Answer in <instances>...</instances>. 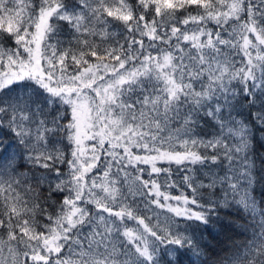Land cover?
<instances>
[{
  "label": "snow or ice",
  "instance_id": "1",
  "mask_svg": "<svg viewBox=\"0 0 264 264\" xmlns=\"http://www.w3.org/2000/svg\"><path fill=\"white\" fill-rule=\"evenodd\" d=\"M0 264H264V0H0Z\"/></svg>",
  "mask_w": 264,
  "mask_h": 264
},
{
  "label": "trees",
  "instance_id": "2",
  "mask_svg": "<svg viewBox=\"0 0 264 264\" xmlns=\"http://www.w3.org/2000/svg\"><path fill=\"white\" fill-rule=\"evenodd\" d=\"M164 166H167V165H164ZM173 171H174V176H173V178L174 179H179V176H178V174L175 172V165H173ZM170 192H171V194H173V195H177V194H179V189H168Z\"/></svg>",
  "mask_w": 264,
  "mask_h": 264
}]
</instances>
